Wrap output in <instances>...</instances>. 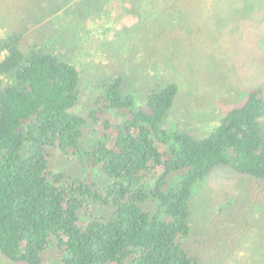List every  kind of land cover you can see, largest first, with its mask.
<instances>
[{
	"label": "trees",
	"instance_id": "1",
	"mask_svg": "<svg viewBox=\"0 0 264 264\" xmlns=\"http://www.w3.org/2000/svg\"><path fill=\"white\" fill-rule=\"evenodd\" d=\"M134 1L164 8L176 27L182 17L194 23L193 15L207 11L212 18L209 0ZM225 1L239 21L264 11V0ZM89 6L88 19L108 13ZM20 11L21 22L0 36L2 260L199 264L185 246L193 186L219 166L264 183L263 94L252 90L207 136L195 138L170 122L176 82H148L137 96L109 68L86 90L64 55L83 44L88 29L74 15L64 23L70 15L63 13L58 36L44 33L55 26L52 19L43 25L41 0H27ZM29 35L34 45L27 46Z\"/></svg>",
	"mask_w": 264,
	"mask_h": 264
},
{
	"label": "rangeland",
	"instance_id": "2",
	"mask_svg": "<svg viewBox=\"0 0 264 264\" xmlns=\"http://www.w3.org/2000/svg\"><path fill=\"white\" fill-rule=\"evenodd\" d=\"M41 1L48 12L43 25L52 19L55 26L44 28V33L58 36L57 17L63 13L70 15L64 23H71L74 15L88 29L74 52L56 46L65 52V60L76 64L86 90L109 68L122 74L126 88L137 96L148 82L174 81L180 93L170 122L195 138L207 136L252 90L264 96V11L253 20L239 21L228 2L209 0L211 21L206 11L193 15L194 23L182 17L176 27L164 15V8L157 13L141 1ZM26 2L0 0V36L21 22L20 9ZM89 4L108 13L88 19L84 13ZM199 16V21L206 19L200 29L195 27ZM102 33L105 38H99ZM26 43L31 46L35 41L29 35ZM192 195L190 238L185 246L199 258V264H264V183L219 166L195 183ZM0 264L10 262L0 257Z\"/></svg>",
	"mask_w": 264,
	"mask_h": 264
}]
</instances>
